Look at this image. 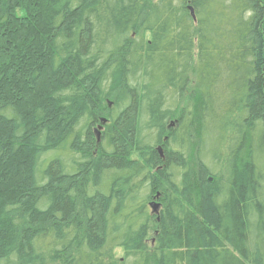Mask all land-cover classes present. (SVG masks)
<instances>
[{
  "label": "trees",
  "instance_id": "1",
  "mask_svg": "<svg viewBox=\"0 0 264 264\" xmlns=\"http://www.w3.org/2000/svg\"><path fill=\"white\" fill-rule=\"evenodd\" d=\"M0 264H264V0H0Z\"/></svg>",
  "mask_w": 264,
  "mask_h": 264
},
{
  "label": "water",
  "instance_id": "2",
  "mask_svg": "<svg viewBox=\"0 0 264 264\" xmlns=\"http://www.w3.org/2000/svg\"><path fill=\"white\" fill-rule=\"evenodd\" d=\"M192 15L194 16V11L192 10ZM102 123L105 124L106 123V120H102ZM99 129H102V126H100L97 130H96V136L98 137V139L100 140V130ZM159 152L160 154H162V149L160 148L159 149ZM160 195L157 194L156 198L159 199ZM161 207V204L158 203V202H152L151 204V208H152V211H153V214H156L158 213L159 209Z\"/></svg>",
  "mask_w": 264,
  "mask_h": 264
},
{
  "label": "rangeland",
  "instance_id": "3",
  "mask_svg": "<svg viewBox=\"0 0 264 264\" xmlns=\"http://www.w3.org/2000/svg\"><path fill=\"white\" fill-rule=\"evenodd\" d=\"M162 195H163V194H162ZM155 200H156V199H155ZM155 202L161 203V202H160V199H159V200L157 199ZM118 255H119L120 258H122V256H123V252H122V251L119 252Z\"/></svg>",
  "mask_w": 264,
  "mask_h": 264
},
{
  "label": "flooded vegetation",
  "instance_id": "4",
  "mask_svg": "<svg viewBox=\"0 0 264 264\" xmlns=\"http://www.w3.org/2000/svg\"><path fill=\"white\" fill-rule=\"evenodd\" d=\"M160 153V152H159ZM160 155H162V154H160Z\"/></svg>",
  "mask_w": 264,
  "mask_h": 264
}]
</instances>
